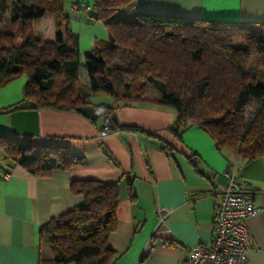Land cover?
I'll list each match as a JSON object with an SVG mask.
<instances>
[{
    "label": "trees",
    "instance_id": "trees-1",
    "mask_svg": "<svg viewBox=\"0 0 264 264\" xmlns=\"http://www.w3.org/2000/svg\"><path fill=\"white\" fill-rule=\"evenodd\" d=\"M64 1L0 0V88L27 77L24 100L0 114L93 106L101 113L99 119L111 117L109 133L146 132L119 125L116 107L91 101L92 96L107 95L118 106L150 102L175 109L180 139L185 130L198 126L220 150L247 161L264 156V24L130 11L135 0H92L91 18L106 26L108 39L95 40L85 52L87 86L80 82L78 50ZM123 9L132 12L131 19L118 15ZM46 13L55 16L54 41L34 36V24ZM6 14L9 23L4 28ZM149 84L159 91L158 98L145 97ZM81 163L83 158L66 146L18 142L0 134V169L19 164L34 175L49 176L57 166L70 169ZM119 183L71 181L72 192L83 195L84 202L42 229L53 234V264L116 263L109 237L118 225ZM128 192L135 199L131 181Z\"/></svg>",
    "mask_w": 264,
    "mask_h": 264
},
{
    "label": "crops",
    "instance_id": "crops-1",
    "mask_svg": "<svg viewBox=\"0 0 264 264\" xmlns=\"http://www.w3.org/2000/svg\"><path fill=\"white\" fill-rule=\"evenodd\" d=\"M64 9L81 75L89 81L85 52L95 40L108 39V30L91 18L92 0H65ZM130 11L264 24V0H135ZM34 28L36 37L55 40L52 13ZM26 82L21 76L0 88V110L24 100ZM109 106L116 107L119 125L136 126L151 135L119 130L101 137L104 119L93 121L77 111L42 108L0 114V134L18 142L63 145L83 158L70 169L55 167L49 176L34 175L19 164L0 169V264H53V234L42 229L84 202L83 195L71 190L73 179L120 181L118 225L109 237L115 264H184L190 248L209 246L220 199L215 189L226 182L225 172L254 191L255 206L264 205V156L247 161L231 150H220L198 126L185 130L180 139L174 127L176 112L166 106ZM129 181L135 199L130 198ZM246 226L252 238L249 262L264 264V211L247 218Z\"/></svg>",
    "mask_w": 264,
    "mask_h": 264
},
{
    "label": "built area",
    "instance_id": "built-area-1",
    "mask_svg": "<svg viewBox=\"0 0 264 264\" xmlns=\"http://www.w3.org/2000/svg\"><path fill=\"white\" fill-rule=\"evenodd\" d=\"M111 126L109 116L104 120L100 136L107 135ZM224 174L226 182L219 183L215 189L220 199L214 209L211 244L190 248L184 264H250L248 251L252 247V238L246 220L264 211V205L255 206L254 191L234 174Z\"/></svg>",
    "mask_w": 264,
    "mask_h": 264
},
{
    "label": "rangeland",
    "instance_id": "rangeland-1",
    "mask_svg": "<svg viewBox=\"0 0 264 264\" xmlns=\"http://www.w3.org/2000/svg\"><path fill=\"white\" fill-rule=\"evenodd\" d=\"M121 14L124 17L128 18V19H131V17H132V12H128V11H126V9L121 10V12L118 15H121ZM9 16H10V14H6L5 15V18H4V21H3V26L4 25L8 26ZM37 22L33 26L34 36H35V33H36L34 27L37 24ZM5 26H4V28H6ZM21 41H22V39L20 37H18L17 44H20ZM252 66H255V61L254 60L252 61ZM86 80H87V78L83 77V75H81V72H80V82L88 86L89 81L87 80V82H86ZM127 81H128V79H127ZM260 82L262 84H264V78L262 80H260ZM159 96H160L159 91L153 85L149 84L147 86V89H146L145 97L146 98H150V99H154V98H158ZM91 101L93 103H95V104L96 103H100L101 105H109L110 102H116V100L113 97L107 96V95H95V96H92L91 97ZM173 110H175V109H173ZM50 256L51 255L49 254V250H46L45 251V257L49 258Z\"/></svg>",
    "mask_w": 264,
    "mask_h": 264
},
{
    "label": "water",
    "instance_id": "water-1",
    "mask_svg": "<svg viewBox=\"0 0 264 264\" xmlns=\"http://www.w3.org/2000/svg\"><path fill=\"white\" fill-rule=\"evenodd\" d=\"M77 111L93 121L97 120L101 115L100 111L93 106H81L77 108Z\"/></svg>",
    "mask_w": 264,
    "mask_h": 264
}]
</instances>
